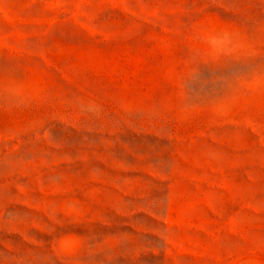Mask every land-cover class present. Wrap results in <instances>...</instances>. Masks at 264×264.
I'll return each mask as SVG.
<instances>
[{"label":"rangeland","instance_id":"374dc122","mask_svg":"<svg viewBox=\"0 0 264 264\" xmlns=\"http://www.w3.org/2000/svg\"><path fill=\"white\" fill-rule=\"evenodd\" d=\"M0 264H264V0H0Z\"/></svg>","mask_w":264,"mask_h":264},{"label":"clouds","instance_id":"9594fccd","mask_svg":"<svg viewBox=\"0 0 264 264\" xmlns=\"http://www.w3.org/2000/svg\"><path fill=\"white\" fill-rule=\"evenodd\" d=\"M211 39H203L205 33H201L200 37L207 45L209 54L219 59L221 57L231 55L236 49V36L229 30H219L214 33H206ZM221 41L218 45L217 41Z\"/></svg>","mask_w":264,"mask_h":264}]
</instances>
